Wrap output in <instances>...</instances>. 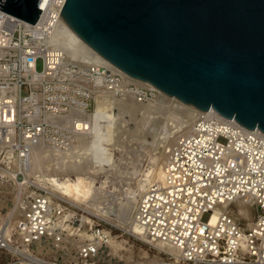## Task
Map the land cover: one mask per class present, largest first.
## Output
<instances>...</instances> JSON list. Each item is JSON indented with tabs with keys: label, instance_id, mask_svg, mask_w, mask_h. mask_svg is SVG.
<instances>
[{
	"label": "built area",
	"instance_id": "obj_1",
	"mask_svg": "<svg viewBox=\"0 0 264 264\" xmlns=\"http://www.w3.org/2000/svg\"><path fill=\"white\" fill-rule=\"evenodd\" d=\"M66 1L42 0L35 24L0 9V252L8 256L0 264H111L110 232L97 224L79 239L67 227L79 213L66 214L69 203L28 178L31 150L41 140L74 147L75 135L90 131L87 119L101 93L132 94L139 103L163 93L65 25ZM166 155L164 180L134 211L153 242L179 253L177 259L158 249L165 258L157 264H264V132L200 110L192 131L168 145ZM237 202L254 213L245 224L227 210Z\"/></svg>",
	"mask_w": 264,
	"mask_h": 264
},
{
	"label": "water",
	"instance_id": "obj_2",
	"mask_svg": "<svg viewBox=\"0 0 264 264\" xmlns=\"http://www.w3.org/2000/svg\"><path fill=\"white\" fill-rule=\"evenodd\" d=\"M42 0H0L35 24ZM61 16L129 75L264 132V0H67Z\"/></svg>",
	"mask_w": 264,
	"mask_h": 264
},
{
	"label": "rangeland",
	"instance_id": "obj_3",
	"mask_svg": "<svg viewBox=\"0 0 264 264\" xmlns=\"http://www.w3.org/2000/svg\"><path fill=\"white\" fill-rule=\"evenodd\" d=\"M37 68L38 70L42 69L41 60L38 61ZM172 99L171 101L163 100V104L156 105L159 100L150 104L149 102L138 103L129 97L127 99H114L108 96L106 100L114 106V115L116 117L114 128L107 127L104 129L102 125L95 124L94 135L96 142L91 145L92 147L85 154H80L73 159H66L67 163L78 159L79 167L70 168L69 165L60 167V165H57V161L51 160V154H46L42 168L37 166L34 169L35 171L32 172L33 174L29 176L37 184L47 185L52 192H55L53 191L52 183L49 181V176L57 174L56 176L61 179L64 177L76 179L79 172L86 171L89 168L98 172L93 177L96 180V186L98 188L99 186L101 187L95 192L100 205L93 210H89L85 205L75 204L90 211V214L87 212L85 214L87 215L86 218H90L91 221L90 223L85 222L81 231L76 229L82 219V216H80L81 210L70 206L69 204L72 203L71 199L61 194L60 197L62 198L59 199L69 203L65 204L67 207L66 214H74V211L79 213L77 215L78 219H75L74 223L67 225L70 232L80 233L79 239L89 237L91 235L90 229L97 224L110 231L116 241L115 245L109 246L108 251L111 252V255L106 257L110 259L111 264L160 261V259L165 258L163 253L155 246L129 231L132 221L131 217L137 207L140 196L137 195L133 199L128 197L131 194L127 192L133 189L139 192L135 186L137 180L142 178L150 167L155 170L163 166L162 161L164 159L162 160V158L170 139L168 136H172L176 132H182L185 126H193L197 115L196 110L199 109H196L192 104L180 102L175 98ZM124 104H127L130 108L128 109L129 111L122 109ZM130 110H135L136 112ZM182 122L186 124L181 126ZM109 152L113 156L114 163L107 166L108 162L102 156ZM98 162L106 163L105 171L98 170L99 167L96 166ZM27 174L30 175L29 172ZM56 204L61 203L56 202ZM242 207L251 209L249 206L244 205L238 208V204H234L231 207V211L241 223L245 224L252 219L254 214L250 210V213H252L250 217L240 215L238 211ZM101 209H103V212H100ZM208 215L205 216V220ZM1 260H8V256L4 252H0Z\"/></svg>",
	"mask_w": 264,
	"mask_h": 264
},
{
	"label": "bare ground",
	"instance_id": "obj_4",
	"mask_svg": "<svg viewBox=\"0 0 264 264\" xmlns=\"http://www.w3.org/2000/svg\"><path fill=\"white\" fill-rule=\"evenodd\" d=\"M64 24L67 25L65 21H64ZM80 41L83 42L81 39H80ZM142 83L145 84V83H147V81L142 80ZM108 96H110V97H112L114 99H127L129 97L131 100H135V98H134V96L132 94H128V95L124 96L123 98H115L109 93H101V94H99L97 96V98H96V101H97L96 107H95L94 111H92L91 114H89V116H88L89 120L87 119V121L89 123V130L90 131L88 133H86V134L85 133H77L75 135V137H74V142H75L74 145H73L74 147H72L71 149H67V150L55 149L53 147H48L42 140L32 147L31 154H30V168L28 170V172L30 174V175H28V178L30 180H31V178L29 176H31L33 174L32 172L35 171L34 169L37 166L42 168L43 163H44V159L46 158L45 157L46 154L47 155L51 154L50 155L52 157L51 160L57 161L56 163H57V165H60V167H64V166H68V165L70 166V168L77 167L78 166V162H79L78 159L77 160L74 159L73 161H71V163H70V161H69V163H67L66 159H68V158L69 159H71V158L73 159V158L78 157L80 154H85L92 147L91 145L94 142H96V138H95V135H94V131H95L94 129H95V124L96 123L102 125L104 127V129L107 128V127L111 128V129L114 128V125H115V122H116L115 121L116 117L114 115V113H115L114 112V106L112 105V103H108V101L106 100V98ZM172 98L177 99L176 97L169 96V95H167V94H165L163 92L155 101H150L149 103L151 104V102H157L159 100L156 103V105L157 104L160 105V104H163V100H170L171 101V100H173ZM180 102H182V101H180ZM122 109L129 111L128 109H130V108L127 106V104H124ZM130 111L136 112L135 110H130ZM199 111L200 110H196L197 114L199 113ZM185 124L186 123L182 122L181 126H184ZM193 125H194V123H193ZM192 129H193V126L192 127L185 126L183 130L181 129L183 133L182 132H178V133L176 132V134H174L172 136H168V138H170V139H169V142H168L167 146L170 145L171 143H173L179 137L190 133L192 131ZM167 146H166V148H167ZM102 157L108 162L107 166L108 165H113V163H114L113 162V156H112V154H110V152L108 154H104ZM166 157H167V155H166V152H165L164 156L162 158V160L163 159L164 160L163 161L161 160L163 162V166H160V167H158V169L156 168L155 170H153L154 168L150 167V169H148V171L143 174L142 178H139V180H137V184L135 186L138 188L139 192L135 191L134 189L132 191H130V192L126 191L128 194L129 193L131 194V196H129L127 194L128 197H131L133 199L136 198L137 195H139L141 197L149 189V187L153 183L161 182V181L164 180V164L166 162ZM96 166L99 167L98 170H100V171H105L106 170V167H105L106 163L105 162H98L96 164ZM97 173L98 172H96V170H92V168H89L86 171L79 172L78 173V177L76 179H71L70 177H64L63 179H61V178L56 176L57 174H55V176H49V181L52 183L53 191H55V192H52L47 187V185H43V184H38V185L41 186V187L47 188L48 191L52 195H54V196H56L58 198H62V197H60V194H61L64 197H67V198L71 199L72 203H74V204H72L70 202L71 203L70 205H72L74 207H77V208H81L85 212L90 214V211H89L90 209L93 210L94 208H97L98 205H100V203L98 201L99 199L97 198V195L95 194V192H96L97 189H99L101 187L99 186V188H98L96 186V182H95L96 180L93 177V176L97 175ZM108 177H109V175H108ZM107 181H106V183H107ZM102 185H104V184L102 183ZM109 185H110V183H109ZM103 187H105V186H103ZM101 190H104V189H101ZM75 204L76 205H85L86 208L89 209V210H87L86 208H82V207L76 206ZM237 204H238V208L240 206H242V205L247 206V205H245V204H243L241 202H237ZM227 210L229 212H232L231 208H227ZM100 212H103V209H101ZM238 212H239L240 215L247 216V217H250V214H252V213H250V209H247V208H244V207L240 208ZM217 216H218V212H216L213 215L212 220H211L212 224H214L216 222ZM86 217H87V215L83 214L82 219H81L82 223H84V222L90 223L91 219L90 218H86ZM131 219H132V221H131V224H130V230L129 231H131L133 234L139 236L145 242L152 244L157 249H160L161 251H165V252H168V253H173L178 259L179 253L174 248H172V247H170L168 245H165L163 243L153 242L145 234L144 229L135 221L134 212H133V215H132ZM246 221H247V219H246ZM115 242H116L115 239H113V237L111 235L109 246L110 245L111 246L115 245ZM114 250H115V248H114ZM127 255H129V254H127ZM158 262H161V261H139V262H136L134 264H157Z\"/></svg>",
	"mask_w": 264,
	"mask_h": 264
}]
</instances>
